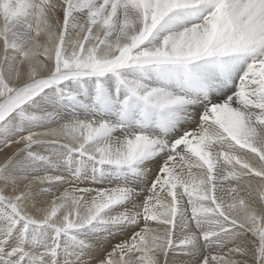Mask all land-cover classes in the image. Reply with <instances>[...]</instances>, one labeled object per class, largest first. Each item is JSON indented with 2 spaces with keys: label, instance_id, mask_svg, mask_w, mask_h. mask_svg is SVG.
<instances>
[{
  "label": "snow or ice",
  "instance_id": "snow-or-ice-1",
  "mask_svg": "<svg viewBox=\"0 0 264 264\" xmlns=\"http://www.w3.org/2000/svg\"><path fill=\"white\" fill-rule=\"evenodd\" d=\"M11 148L0 264H264V0H0Z\"/></svg>",
  "mask_w": 264,
  "mask_h": 264
},
{
  "label": "bare ground",
  "instance_id": "bare-ground-1",
  "mask_svg": "<svg viewBox=\"0 0 264 264\" xmlns=\"http://www.w3.org/2000/svg\"><path fill=\"white\" fill-rule=\"evenodd\" d=\"M14 150H15L14 148H11V149H7V150H5L3 152H0V163H3L5 157L7 155H11V152L14 151Z\"/></svg>",
  "mask_w": 264,
  "mask_h": 264
}]
</instances>
